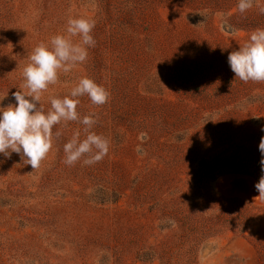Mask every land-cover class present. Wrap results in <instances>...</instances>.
Here are the masks:
<instances>
[{
    "label": "rangeland",
    "instance_id": "1",
    "mask_svg": "<svg viewBox=\"0 0 264 264\" xmlns=\"http://www.w3.org/2000/svg\"><path fill=\"white\" fill-rule=\"evenodd\" d=\"M238 4L0 0V108L27 92L34 48L67 35L70 18L95 21V47L40 106L84 77L110 94L100 106L77 98L80 119L93 116L89 131L108 141L98 162L65 163L64 145L86 137L79 121L53 127L37 169L0 154V264H264V82L244 83L228 64L264 29V0Z\"/></svg>",
    "mask_w": 264,
    "mask_h": 264
},
{
    "label": "clouds",
    "instance_id": "2",
    "mask_svg": "<svg viewBox=\"0 0 264 264\" xmlns=\"http://www.w3.org/2000/svg\"><path fill=\"white\" fill-rule=\"evenodd\" d=\"M253 0H239L241 13L252 7ZM264 13V9H261ZM67 35H55L48 44L36 46L29 57L30 62L23 69L26 88L13 93L15 105L0 108V154L10 158L12 153L21 155L25 164L33 169L39 168L52 148L53 127L61 121H79L85 126L86 137L81 141L79 133L64 145L65 163L73 165L81 157H89L85 164L98 162L107 154L108 141L89 131L96 123L93 116L80 119L77 106L78 97L87 95L94 105L108 102L109 92L88 77L81 78L64 98L51 97V108L47 113L40 106L41 96L48 86L58 82V74H67L88 58V48L95 47L96 41L91 35L95 21L86 18H70L67 22ZM73 37H79L74 42ZM228 64L244 83L249 81L264 82V29L253 31L248 41L239 50L228 54ZM27 97V98H26ZM31 98V99H28ZM39 103V107H37ZM59 135V133H57ZM259 150L264 157V138ZM264 171V159L261 160ZM259 195L256 199L264 200V176L255 185Z\"/></svg>",
    "mask_w": 264,
    "mask_h": 264
}]
</instances>
